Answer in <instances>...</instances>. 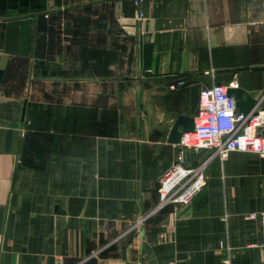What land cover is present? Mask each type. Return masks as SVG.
<instances>
[{
	"label": "crops",
	"instance_id": "crops-1",
	"mask_svg": "<svg viewBox=\"0 0 264 264\" xmlns=\"http://www.w3.org/2000/svg\"><path fill=\"white\" fill-rule=\"evenodd\" d=\"M0 70V264H264V158L185 149L205 186L158 193L201 89L264 110V0H0Z\"/></svg>",
	"mask_w": 264,
	"mask_h": 264
},
{
	"label": "built area",
	"instance_id": "built-area-1",
	"mask_svg": "<svg viewBox=\"0 0 264 264\" xmlns=\"http://www.w3.org/2000/svg\"><path fill=\"white\" fill-rule=\"evenodd\" d=\"M136 4L140 0H134ZM139 18L143 14L138 12ZM178 86L183 82H178ZM172 89L174 87H171ZM264 110L254 109L248 113L237 110L235 99L226 87L214 85L199 92V108L194 119V128L184 133L177 143L180 154L178 163L167 170L159 180L161 204L187 205L205 186L203 166L185 168L183 150L206 149L211 156L226 157L230 152H248L264 158ZM257 220L261 247L264 249V211L248 214ZM163 264H172L171 262ZM221 264H231L228 258Z\"/></svg>",
	"mask_w": 264,
	"mask_h": 264
},
{
	"label": "water",
	"instance_id": "water-1",
	"mask_svg": "<svg viewBox=\"0 0 264 264\" xmlns=\"http://www.w3.org/2000/svg\"><path fill=\"white\" fill-rule=\"evenodd\" d=\"M2 75H3V71L0 70V83L2 80ZM228 94L234 95L236 107L239 111H242L243 113H248L254 108L255 102L250 97L246 96V102L241 101V96H242L241 90L231 89V90H228ZM179 126H181L180 131L178 130ZM193 128H194V118L179 117L176 120V122H175V124H174V126L170 132L168 142L174 143V144L178 143L181 136L184 133L191 132L193 130ZM262 134L264 135V132Z\"/></svg>",
	"mask_w": 264,
	"mask_h": 264
}]
</instances>
